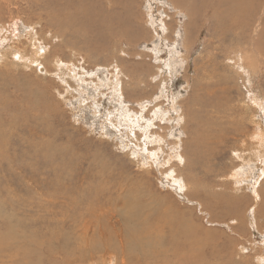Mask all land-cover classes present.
Masks as SVG:
<instances>
[{"label": "rangeland", "instance_id": "rangeland-1", "mask_svg": "<svg viewBox=\"0 0 264 264\" xmlns=\"http://www.w3.org/2000/svg\"><path fill=\"white\" fill-rule=\"evenodd\" d=\"M2 2L0 0V4ZM129 2L128 17L134 23V27L129 29L135 39L122 45L95 42L92 50L88 43L96 34L94 29L89 31L87 37L78 35L76 38L71 33L62 36L57 34L59 27H50L47 17L49 11L41 5H32V9L27 10L26 5L8 6V3H4L0 7V27L8 29L7 33L4 31V37L15 42L19 38L22 42L17 46L25 51L28 59L34 53L35 40L25 39V36L27 33H35L38 44L44 50L39 62L49 74L43 75L45 73H39L35 66L16 61L13 55L6 59L0 58V103H8L4 108L3 118L8 112L10 115L16 112L13 103H18L15 97L22 90L35 91L39 98L45 96L51 103L46 118L41 120L38 117V120L30 122V126L21 129L28 132L33 129L42 131L45 128L49 149L47 153L54 161L49 163L50 171L47 170L41 176L45 181H52L64 154L69 171H64L67 175L63 176V181H68L69 193L73 198L81 197L91 188L98 191L97 186L107 181L111 171L115 170L117 174L138 183L145 182L144 187L151 188V192L161 200H167V208L173 198L174 201L171 202L176 206L179 204L176 208L181 209L180 212H186V217L195 220L208 231L209 238L216 244L226 245V249L233 252L239 263L261 264L264 256V197L256 199L255 190L260 192L259 196L264 190L261 168L264 158L257 161L251 153L256 147H260L252 139L254 133L261 131L257 124H261L264 134V71L246 74L240 57H234L231 49H243V55L249 59L253 42L264 49V0H251L253 5L249 7L240 43L235 41L236 33H230L228 41L221 42L218 38V19L211 21L209 15L204 17L202 10L205 9L200 10L193 2L179 0L177 7L172 0ZM120 11L125 18V11ZM6 46L8 49L9 45ZM99 46L104 48L98 51ZM171 58L175 60L170 62ZM174 62L179 64L176 70L169 67ZM116 64L125 72L122 77L124 100H115L114 104L111 89L105 86V89L98 91L97 87L102 81L108 82L112 74L120 73L121 69ZM233 65L239 70V75ZM69 70L74 71L78 78ZM168 73L173 75V80ZM233 78L236 79V85L231 82ZM77 86L83 90L79 94L75 90ZM221 89H225L231 107L250 106L253 109H241L246 122V134L237 141L228 137L231 134L223 136L224 139L217 137L218 134L211 139L199 140L197 144L194 131L197 132L198 128L187 116L191 109L198 108L193 100H211L215 97L214 100L219 103L218 91ZM96 93L99 94L94 101L90 96ZM177 93L182 94L177 100L180 105L178 110L184 120L181 124L172 119L176 113L171 109V100ZM203 111L205 113L204 108ZM31 115L35 116L36 112H31ZM201 116L204 117L202 113ZM132 118L133 122L129 123ZM190 130H193L192 133ZM52 132L58 136L53 137ZM172 133L175 134L174 137L171 136ZM16 134L18 132L14 131L12 140L18 138ZM178 138L188 142L187 145L190 144L192 151L197 153L198 163L193 169H187L184 165L185 158L187 163L190 161L192 164L191 155L187 154L182 162L173 157V146ZM186 150L185 147L187 153ZM260 151L264 154L263 149ZM149 152L153 153V160H150ZM239 155L250 159L251 168L255 171L252 170L251 174L245 172L238 159ZM169 162L174 168L170 171ZM171 173L187 176L188 179L195 177L199 180L197 187L187 180L188 188L193 190L194 187L198 190L197 193L209 194L213 197L211 199L214 206L221 203L215 208H208L203 203V210H198V204L193 200L201 203L200 198L185 197L186 187L183 191L174 190ZM237 173H240L241 179H235ZM19 176L21 183L26 184V175ZM259 179L258 189L253 190ZM7 180L0 175V184L7 183ZM181 180L186 186L184 178ZM245 180L249 182L245 183ZM36 191L39 192V189ZM107 193L108 187L101 190L102 199L108 197ZM221 196L225 200L228 198V202L220 199ZM232 197H235L234 204ZM68 204L61 196L51 204L50 210L42 211L39 203L32 210L19 205L13 208L5 205V208L9 216H15L12 221L15 230H20L18 223L21 220L33 230L37 240L44 242L60 256L66 238H58L57 234L60 233L52 229H61V208H66ZM28 207L26 205L25 208ZM110 217L100 216L99 221L94 219L93 229L110 225L116 230H122V216L114 214ZM4 223L10 225V221L1 218L0 224ZM46 232L62 244L52 242L49 236L45 239ZM0 234L4 239L7 238L3 231ZM98 238L97 242L93 241L89 251L83 247L87 251L85 255L77 252L74 264H163L160 261L151 263L144 260L139 251L133 256L129 245L126 244L123 249L125 244H120V235L114 231L104 232ZM14 252L8 251L5 255L12 256ZM2 255L0 253V260ZM24 262L22 258H16L7 264Z\"/></svg>", "mask_w": 264, "mask_h": 264}, {"label": "bare ground", "instance_id": "bare-ground-1", "mask_svg": "<svg viewBox=\"0 0 264 264\" xmlns=\"http://www.w3.org/2000/svg\"><path fill=\"white\" fill-rule=\"evenodd\" d=\"M2 1L0 7H2L4 3H8V6L20 4L26 5L27 10H31L32 5H41L49 11L47 17L50 27H59L58 29H60V31L57 34L62 36L71 33L76 38L78 35L87 37L89 31L94 29L96 34L93 36L92 41L88 43L91 50L95 42H106L108 44L114 42L116 45H122L135 39L129 29L134 27V23L128 17V10L130 8L129 0ZM172 1L177 7L179 0ZM184 1L193 2L195 5L199 6L200 10L205 9V11L202 10L204 17L209 15L211 21L218 19V38L221 42L228 41L230 33H236L235 41L240 43L244 22L249 14V7L253 5L251 0ZM122 9L125 11V18L121 16L122 12L120 10ZM259 28H261V24ZM163 29H165L164 26ZM4 31L7 33L8 29L5 26L0 27V58L6 59L13 55L16 61L20 60L22 63L35 66L38 72L45 73L43 75L49 74L42 66L41 62H39L44 50L41 44H38L35 33H27L25 36V39H30L31 41L35 40L33 45L34 53L27 59L25 51L20 50L17 46L22 41L18 38L15 42L7 36L4 37ZM256 32L258 31L256 30ZM15 37L17 36L15 35ZM6 45H9L8 49H6ZM251 46V59L243 55L245 54L243 49L234 47L231 49V51L233 50L231 54H234V57H240L242 69L249 75L257 71H264V49L259 48L254 42ZM103 48L104 46H99L98 51ZM174 60L175 58H171L170 62ZM57 62H60V60H57ZM16 65L19 66L18 64ZM178 65V63L174 62L170 64L169 67L176 70ZM118 68L121 69L118 75L116 73L112 74L108 82L102 81L100 84L101 87H97L98 91L102 88L105 89V86L111 89L110 92L114 104L115 100H124L122 77H124L125 72H123L122 67L118 66ZM234 68L236 67L234 66ZM236 70L238 73L239 70L237 68ZM69 72L72 73L75 78H78L74 71L69 70ZM168 75H170L173 80V75L171 73H168ZM126 77L128 78L129 76ZM228 80H230V78L227 79V81ZM235 81L236 79L233 78L231 81L233 85H236ZM75 90L77 94L83 91L80 86H77ZM98 94L99 93H96L90 96V98L95 101ZM218 94H220L218 97L219 103L214 100L215 97L211 100H200L195 98L193 103L198 106L197 110L191 109L189 114H186L189 116L192 124L196 125L198 128L197 132L194 131L197 144L199 140H205V138L211 139V137L217 136L218 134L219 136L217 137H221V139H224L223 136L231 134L228 137L233 138L234 141H237L238 138L246 134V122L242 116V110L252 111L253 109L250 106L244 108L238 106L231 107L230 102L227 101L225 89L219 90ZM181 97L182 94L177 93L171 100V109L176 113L172 116V119L178 124L184 121L182 113L180 114V110H178V106L180 105L177 104V100ZM15 99L18 101V103H13L16 112L13 115H10L8 112L4 118L3 111L8 103H0V175L8 179L7 183L0 184V219L4 218L7 222L10 221L9 226L7 224L5 225V223L0 224V231H3L7 237L4 239L0 234V253L3 254L0 264L13 262L16 258H22L25 261L21 264H74L76 260L75 257L78 254L77 252L85 255L87 252L86 250L89 251L92 245L99 239L98 237H102L104 232L108 231H114L120 235V244H125L123 249H125L127 244L130 246V253L133 256L134 253H137L136 251H139L140 257H143L144 260L151 263L160 261L163 262V264H169V262L173 264H242L236 260L233 252H229L226 249V245L216 244L212 238H209L210 233L208 231L200 227L195 220L186 217V212H180L181 209L179 210L176 208L179 204L177 206L176 204H172L173 202L171 201H174L173 198L170 199V207L167 208L165 206L167 200L165 198L161 200L158 196H155V194L151 192V188L147 186L144 187L145 182L138 183L129 179L127 176L117 174L114 172L115 170H113L110 173L109 179L101 182L100 185L97 186L99 187L98 191H93L91 188L81 197L73 198L69 193L70 185H67L69 184L68 181H65L67 183L63 181V176L67 175L65 172L69 171V164L65 154V156L63 155L61 158L62 163L56 168L53 179H51L52 181L49 183L48 180L45 181V178L43 179L41 176L46 174L47 170L50 171V168L48 169L49 163L54 162L47 153L49 149L45 138V128L42 129V131L33 129L28 132L22 131L21 129L30 126V122L35 121L38 117L44 120L48 112H50L51 103L49 104L45 96L39 98L35 91L28 90H22ZM256 100L258 99L256 98ZM203 108L205 109V113ZM31 112H36V115H31ZM201 113L204 117L201 116ZM131 122H133V118L129 119V123ZM257 126H260L261 131L254 133L252 139L255 140L257 146L260 145V147H256L255 151L251 153V156L255 157L258 161L260 158H264L263 152L260 151V149L264 150V134L261 124L259 123ZM184 129L186 130L185 127H183V130ZM14 131L18 132V134H16L18 138L12 140L11 137H13L12 134ZM192 131L190 130V133H192ZM186 135L189 136L187 133ZM52 136L57 137L58 134L52 132ZM171 136L174 137L175 134L172 133ZM185 143V140H181L180 138L176 139L173 146V157H176L182 162L187 154L191 155L192 164H190V161L187 163L185 158L184 165L187 169H193L196 163H198L197 153L196 151H192V146L190 144L187 145L188 142L186 145ZM185 147L187 149L186 151H188L187 153L185 152ZM150 152V160H153V157H151L153 153ZM238 159L241 160L245 172L251 174L252 170L255 171V169L251 168L252 162L250 159H246V156L239 155ZM261 168L263 169L262 176L264 177V160L261 161ZM173 169L171 163L168 171ZM35 171L37 174H35ZM21 174L26 175V184L21 183V178L19 176ZM239 174L240 173L236 174V180L242 178ZM170 177L174 190L183 191L186 187V191L184 192L185 197L191 198V196H196L200 198L202 201L201 203L196 201V199L193 200L198 204V210H203V203L208 208H215L221 203L218 202L214 206L213 200L211 199L213 197H210L209 194L204 195L197 193L198 190L194 187H192L193 190H190V188H188V181L195 187H197V182H199L195 177L188 179L187 176H178L174 173H171ZM181 178H184L185 183L187 182L186 186L183 185ZM247 182L249 181L245 180V183ZM258 182H260V179L255 182L253 190L258 189ZM106 187H108V197L102 199L101 190ZM33 188L35 189L34 191ZM36 189H39V192H37ZM258 194H260V192L255 190L256 199L262 196L264 197V190H262L261 196ZM61 196L63 199L67 200L69 204L66 208L65 206H63L64 209L61 208L63 211L60 220L61 229H52L56 233H60L57 234L58 238H66L63 252L58 256L53 250L47 247L44 242L37 240L33 230L21 220H19L18 223L20 230H15L12 225L15 216L14 214L9 216V212L5 208V205L12 208L15 205H19L24 209L32 210L37 208V203H39L42 211H45L46 209L50 210L51 204L57 200V197ZM220 199L224 202H228V198L225 200L223 196H221ZM234 199L235 197L232 200L233 204L235 203ZM26 205L29 207L25 208ZM229 210H231V208H229ZM235 213L238 214V212ZM114 214L115 216H122V230H116L110 225H105L104 228L100 226L98 229H93L94 219L99 221L100 216L112 217ZM52 222L54 224V219H52ZM65 232L68 234H64ZM44 236L45 239L49 236L51 241L58 245L62 244L59 240L53 239V235L48 232H46ZM84 244L85 246H83ZM109 244L111 245V243ZM83 247H85L86 250ZM13 250L15 252L12 256L5 255L8 251ZM123 251L124 250H122V252ZM7 258L8 261H6ZM261 261V264H264V256H262Z\"/></svg>", "mask_w": 264, "mask_h": 264}]
</instances>
